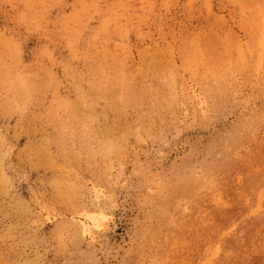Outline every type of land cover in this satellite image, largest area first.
Wrapping results in <instances>:
<instances>
[{
  "label": "rangeland",
  "instance_id": "374dc122",
  "mask_svg": "<svg viewBox=\"0 0 264 264\" xmlns=\"http://www.w3.org/2000/svg\"><path fill=\"white\" fill-rule=\"evenodd\" d=\"M0 264H264V0H0Z\"/></svg>",
  "mask_w": 264,
  "mask_h": 264
}]
</instances>
